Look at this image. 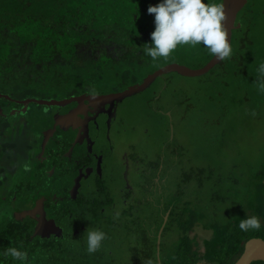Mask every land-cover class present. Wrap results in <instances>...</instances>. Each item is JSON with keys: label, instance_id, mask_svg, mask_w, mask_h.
Segmentation results:
<instances>
[{"label": "flooded vegetation", "instance_id": "1", "mask_svg": "<svg viewBox=\"0 0 264 264\" xmlns=\"http://www.w3.org/2000/svg\"><path fill=\"white\" fill-rule=\"evenodd\" d=\"M150 72L123 87L115 82L73 87L74 82L64 81L50 85L53 89L48 88V92L24 97L7 88L0 91V120L12 116L11 127L19 137L7 136L6 141L11 153L21 156V171L14 165L6 167L17 181L10 191L12 196L1 198L12 206L16 219L25 220L32 230L44 211L49 228L38 236L64 241L75 256L84 257L86 264H149L141 260L145 257L151 264H167L161 249L167 248L163 249L165 254L179 248L173 249L175 232L165 229L170 218L168 202L181 194L185 203L191 199L190 189H205L203 179L210 167L201 163L195 166L186 153V144L176 135L179 126L171 113L173 105L169 106L166 74L139 92L149 98L143 105L150 111L149 117H160V130L166 136L160 144L151 137L149 128L124 119L139 93L118 100L107 98L139 84ZM67 85L66 95L49 94ZM74 97L79 99L68 101ZM31 99L64 103L44 105ZM121 136L128 139L126 145L121 144ZM25 165L29 171L24 170ZM3 170L0 168V178L5 180L7 172ZM160 215L163 221L157 228ZM93 230H102L106 239L90 254L87 232ZM197 236L205 238L200 231ZM152 240L156 250L149 258L147 248L152 249Z\"/></svg>", "mask_w": 264, "mask_h": 264}, {"label": "trees", "instance_id": "2", "mask_svg": "<svg viewBox=\"0 0 264 264\" xmlns=\"http://www.w3.org/2000/svg\"><path fill=\"white\" fill-rule=\"evenodd\" d=\"M205 2L222 3V0ZM158 3L160 0H0V91L7 88L24 97L42 93L31 89L33 84L32 87L43 88L70 81L74 87L94 82L103 73L113 74L122 87L140 80L139 75L153 70L147 67L156 63L145 54V48L151 43L150 34L155 29L154 14H149L147 9ZM261 6L247 2V7L238 12L240 27L231 35L232 55L207 73L219 69L225 77L228 73L223 70L230 67L229 76L241 84L246 78L249 82H264V76L257 71L259 64L264 63V54L256 56L253 78L246 75L243 55L255 43V37L263 38L259 28L264 21V6ZM256 29L257 36L253 34ZM159 66L162 65L153 68ZM165 77L168 79L167 74ZM235 166L231 165L222 175L218 168L213 171L212 166H209L211 171H206L203 192L210 199L205 210L208 213L199 211L206 203L200 197L183 203L179 194L168 202L170 218L165 229L176 232L179 242L174 241L179 248L173 247L175 250L165 254L166 250L161 249L167 264H200L201 261L233 264L243 251L242 241L252 237L264 240V160L244 174L236 172ZM199 173L202 175V169ZM3 204L8 203L3 201ZM11 212L9 219L0 224V264H19L5 255L9 247L26 252L29 264H86L84 257L75 256L64 241L33 235V226L16 219ZM251 216L260 218L261 229L242 232L241 220ZM162 221L160 215L157 228ZM198 231L205 238L200 239ZM190 237L195 241L194 249L183 245ZM199 239L201 245L197 246ZM154 240L150 241L152 249L147 248L149 258L155 256ZM209 257H215V262L207 261ZM141 260L150 262L146 257Z\"/></svg>", "mask_w": 264, "mask_h": 264}, {"label": "rangeland", "instance_id": "3", "mask_svg": "<svg viewBox=\"0 0 264 264\" xmlns=\"http://www.w3.org/2000/svg\"><path fill=\"white\" fill-rule=\"evenodd\" d=\"M247 2H249V5L252 4L256 7L264 6V0H250ZM247 2L243 4L240 11L247 7ZM238 17L237 13L235 20ZM260 23V36L263 38H256L257 29L254 30L253 34L255 36L252 34L256 39L255 43L252 44L254 47L251 46L250 49L243 52L248 78H253L256 75L252 69V66L257 64L256 56L264 54V21ZM211 56L212 54L203 45L198 46L196 49L190 46H180L169 58H160L154 65H149L147 70L154 69L153 67L159 63L164 65L171 62H179L190 68H199ZM225 64H228L227 61ZM229 68L226 67V70H223L228 73L225 77L222 76V71L219 69L197 77H186L174 72L167 73L168 87L167 92L165 91L167 97L171 98L169 103L173 105V111H171L173 118L184 119L183 123L178 120L179 127L176 130V135L186 144V153L194 160L195 166H198V163L206 164L204 165L205 168L208 165L212 167L216 165L219 169V175L225 174L231 165H236V172L244 174L249 168L259 166L264 160V92L260 91L262 82H249L246 78L241 84L229 76ZM146 73V71H143L139 78L141 79ZM110 81L111 83H109ZM94 82H98V84L103 82L108 85L114 82L118 83L113 74L104 73L101 77L95 78ZM36 85L41 86L40 83H36ZM32 86L34 84L31 85V89H38L42 92H48V88L53 89L51 86H44L43 88ZM69 86H63L59 90L54 89L49 91V94L55 93L57 97L64 96L69 91ZM147 97L144 93L135 95L134 100L131 102L132 108L124 119L128 123L132 119L135 125L140 124L139 127L141 128H149L151 137L158 139L157 141L160 144V141L165 139L166 136L162 135L160 130L162 125L160 117H149L147 112L150 111L145 110L143 107L145 101L149 99ZM171 113L167 112V115L171 116ZM147 117L156 119L157 122L155 120L150 121L151 119L149 120ZM12 119V116H8L0 120V168L3 167V171L7 172L5 180L0 178V224H4L6 219H9L12 211L10 204H3L4 200L1 196L7 194L11 197L10 191L17 182L11 178L12 174L6 167L14 165L17 171H21V156L12 154L10 144L6 141L8 140L7 136L11 137V135L19 140L17 132L11 127ZM34 126L35 124H33ZM120 142L122 145H126L129 141L126 137L121 136ZM18 148L20 149V146ZM6 190H9L8 193ZM190 197L191 199L200 197L202 201L206 202L200 206L199 211L208 213V211H205L210 200L207 193L192 188L190 189ZM191 237L185 240L183 245L193 246L195 241L191 240ZM173 240L179 242L176 232ZM85 244L82 243L81 246H85ZM175 244H173L174 247L177 246ZM197 246H200V244ZM207 259L209 262H215V257ZM90 261L93 262L92 259Z\"/></svg>", "mask_w": 264, "mask_h": 264}, {"label": "clouds", "instance_id": "4", "mask_svg": "<svg viewBox=\"0 0 264 264\" xmlns=\"http://www.w3.org/2000/svg\"><path fill=\"white\" fill-rule=\"evenodd\" d=\"M149 14H154L155 29L150 34L151 43L146 44L145 54L153 61L167 59L180 46L198 47L203 45L218 60L223 61L232 55V47L224 28L225 11L222 3H206L205 0H160L155 6H149ZM258 73L264 76V63L259 64ZM264 92V82L260 84ZM25 171L29 167L25 165ZM260 218L251 216L241 220L242 232L260 230ZM106 239L102 230L87 232V251L95 253ZM19 264H29L28 254L15 247L5 252ZM151 264V262H149Z\"/></svg>", "mask_w": 264, "mask_h": 264}, {"label": "water", "instance_id": "5", "mask_svg": "<svg viewBox=\"0 0 264 264\" xmlns=\"http://www.w3.org/2000/svg\"><path fill=\"white\" fill-rule=\"evenodd\" d=\"M246 0H222V4L224 6L225 11V20L223 21L224 28L228 33V40L231 45V35L234 29L240 27V23L235 20L237 13L242 8L243 4ZM220 60H218L214 55L201 67L199 68H190L186 65L171 62L164 64L163 66H159V68L153 70L148 73L143 80L134 86H129L123 91L119 93H113L111 95H107V98L110 99H122L123 97L130 96L132 94L139 93L147 88L157 77H160L163 74L167 73H177L186 77H197L207 73L210 69L217 65ZM5 98L7 95L2 94ZM1 96V95H0ZM79 97L70 98L68 101L77 100ZM31 101L36 102L37 104H63L64 101H42L37 99H31ZM28 102L25 100L24 103ZM40 211H42V206H40ZM44 211L42 212L41 217L37 220L35 228L33 230V235H44L45 230L49 228L47 220H45ZM54 228H51L53 230ZM244 245L242 253L236 259L233 264H250L254 261H263L264 262V240L260 237H252L246 241H242Z\"/></svg>", "mask_w": 264, "mask_h": 264}]
</instances>
